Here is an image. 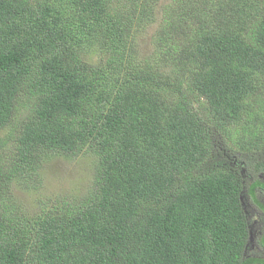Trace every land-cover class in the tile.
<instances>
[{
	"label": "trees",
	"instance_id": "obj_1",
	"mask_svg": "<svg viewBox=\"0 0 264 264\" xmlns=\"http://www.w3.org/2000/svg\"><path fill=\"white\" fill-rule=\"evenodd\" d=\"M87 154L83 198L17 195ZM263 155L264 0H0V264L263 263Z\"/></svg>",
	"mask_w": 264,
	"mask_h": 264
},
{
	"label": "rangeland",
	"instance_id": "obj_2",
	"mask_svg": "<svg viewBox=\"0 0 264 264\" xmlns=\"http://www.w3.org/2000/svg\"><path fill=\"white\" fill-rule=\"evenodd\" d=\"M114 5L115 3H112L113 8ZM155 27L151 26L140 37V56L143 59L152 53V35ZM101 57L100 53H95L97 60ZM95 164V158L91 154L80 155L73 159H54L46 166L44 179L37 193L34 190L23 191L18 189L16 193L25 206L34 210L38 209L40 201H47V199L52 201L63 198L69 199L68 197L81 199L92 187Z\"/></svg>",
	"mask_w": 264,
	"mask_h": 264
},
{
	"label": "flooded vegetation",
	"instance_id": "obj_3",
	"mask_svg": "<svg viewBox=\"0 0 264 264\" xmlns=\"http://www.w3.org/2000/svg\"><path fill=\"white\" fill-rule=\"evenodd\" d=\"M264 159V155H263ZM236 165L238 164L236 161L234 162ZM242 167V164L238 165ZM243 170V175H246V169ZM249 185H254L255 182H259L261 185L257 186L258 190L256 191V195L260 200V203H253L250 197L246 196L245 206L247 208V215L250 220L252 219L253 230L251 231V249L252 253H257L259 258L263 261L256 262L255 264H264V209L260 208V205L264 206V170L262 173L256 172L254 169V173L249 175ZM249 208V209H248ZM257 256V255H256Z\"/></svg>",
	"mask_w": 264,
	"mask_h": 264
}]
</instances>
